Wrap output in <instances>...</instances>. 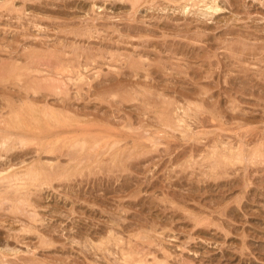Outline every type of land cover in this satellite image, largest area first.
Returning <instances> with one entry per match:
<instances>
[{"label":"rangeland","instance_id":"1","mask_svg":"<svg viewBox=\"0 0 264 264\" xmlns=\"http://www.w3.org/2000/svg\"><path fill=\"white\" fill-rule=\"evenodd\" d=\"M8 1L0 0V88L5 89L3 84L9 83L5 85L14 92L19 89L14 86L27 83L25 66L31 62L34 71H28L27 77L36 75L43 81L46 75L51 76L56 90L59 86L56 92L52 78H47L55 94L64 86H68L64 92L72 87L66 92L76 101L75 108L80 105V113L70 110L67 114L80 118L67 126L94 125L92 140L96 139L94 134L99 136L96 140L102 134L106 137L98 144L91 142L78 149L71 148V143L62 147L59 142L57 153L39 155L37 143L46 139L49 146L56 139H47L48 133L58 132L61 126L53 121H35L29 124L30 132L24 130L32 138L25 146L27 154H19L20 150L12 155L1 152V161H7L17 171L31 164L51 162L58 163L55 170L65 165L68 173L53 181L42 177L32 182V203L25 202L20 190L15 192L21 195L15 196L13 188L10 192L0 184V191H6L0 194V263L119 264L123 262L121 249L131 251L134 246L137 249L133 247L132 251L146 253L142 254L145 264H163L166 257L169 264H264V0ZM209 3L218 9H206ZM27 35L30 37H24ZM59 56L68 59L61 57V61ZM70 59L75 69L69 67L68 72L63 65L61 70L58 68ZM134 60L139 66L136 72L129 65ZM12 65L19 66L16 72L25 71L24 75L19 71L22 77L19 72L12 76L11 70H5ZM77 68L88 80L95 77L94 85L101 76L102 80L103 76L116 78V82L104 80L100 87L105 89L111 84L109 91L120 92L108 95L107 91V99L103 96L99 101L103 97L92 94L93 88L87 90V84L81 89L72 85ZM2 77L9 82L1 84ZM56 79L64 83L62 89ZM47 81L44 79V85ZM241 87L245 88L242 93ZM204 88L208 89L206 95L201 93ZM180 90L185 93L183 97ZM66 92L61 93L62 97L67 96ZM1 95L12 99L16 96L3 91L0 98ZM59 96L49 98L56 109H61L53 103L61 101ZM77 97L80 99L75 100ZM82 97L86 98L79 101ZM84 103H91L88 111ZM187 106L191 107L189 115L183 113ZM84 110L86 113H81ZM101 129L106 131L101 133ZM67 135L71 136H64ZM261 138L263 141L258 140ZM240 149L246 157L230 162L227 157ZM13 155L17 157L12 159ZM77 161L80 166L74 165ZM112 234L119 236L124 245L110 242Z\"/></svg>","mask_w":264,"mask_h":264},{"label":"bare ground","instance_id":"2","mask_svg":"<svg viewBox=\"0 0 264 264\" xmlns=\"http://www.w3.org/2000/svg\"><path fill=\"white\" fill-rule=\"evenodd\" d=\"M11 2L13 1V3H14V0H10ZM10 1H8V3L10 2ZM48 1H50V0H48ZM52 1V0H51ZM108 1V0H107ZM117 1V0H116ZM123 1V0H122ZM177 0H175V2H176ZM180 1H182V0H180ZM204 1V0H203ZM28 2V1H27ZM30 2V1H29ZM32 2V1H31ZM46 2V1H45ZM64 2V1H63ZM94 2V1H93ZM108 2H111L110 0L108 1ZM120 2V1H119ZM123 2H125V1H123ZM137 2H139V0H137ZM168 2V1H167ZM175 2H173V3H175ZM177 2H179V0L177 1ZM183 2V1H182ZM187 2H189V1H187ZM197 2V1H196ZM198 2H199V0H198ZM202 2V1H201ZM207 2V1H206ZM215 2V1H214ZM33 3V2H32ZM115 3V2H114ZM113 3V4H114ZM128 3V2H127ZM181 3V2H180ZM185 3V2H184ZM195 3V2H194ZM213 3V2H212ZM216 3V2H215ZM7 4V3H6ZM69 4V3H68ZM93 4V3H92ZM131 4V3H130ZM135 4H137L136 2H135ZM175 4H177V3H175ZM186 4H188V3H186ZM193 4V3H192ZM195 4H197V3H195ZM201 4H203V3H201ZM206 4V3H205ZM210 4V3H209ZM5 5V4H4ZM28 5V4H27ZM191 5V4H190ZM190 5H188V6H190ZM194 5V4H193ZM197 5H199V3L197 4ZM214 5V4H213ZM213 5H211L210 4V6H208V5H205V7H206V9H208L209 8V10H217L218 9V7L217 6H213ZM21 6V5H20ZM24 6V5H23ZM30 6V5H29ZM42 6V5H41ZM49 6V5H48ZM95 6V5H94ZM188 6H187V9H188ZM203 6V5H202ZM32 7H33V5H32ZM181 7H183V6H181ZM186 7V6H185ZM194 6H192L191 8H193ZM201 7V6H200ZM35 8V7H34ZM190 8V7H189ZM40 9H42L43 11H45V9H43V8H40ZM98 9V8H97ZM133 9V8H132ZM186 9V10H187ZM223 9V8H222ZM19 10V9H18ZM17 10V11H18ZM99 10V9H98ZM185 10V9H184ZM194 10V9H193ZM192 10V11H193ZM102 11V10H101ZM210 11V12H211ZM100 12V11H99ZM194 12V11H193ZM214 12V11H213ZM26 13V12H25ZM24 13V14H25ZM88 13V12H87ZM94 13V12H93ZM107 13V12H106ZM188 13V12H187ZM202 13V12H201ZM217 13V12H216ZM21 14V13H20ZM30 14V13H29ZM1 15V14H0ZM2 15H3V13H2ZM27 15V14H26ZM25 15V16H26ZM203 15H207V14H203ZM202 15V16H203ZM16 16V15H15ZM103 16V15H102ZM101 16V17H102ZM213 16V15H212ZM1 17V16H0ZM96 17V16H95ZM29 18H30V16H29ZM33 18V17H32ZM204 18V17H203ZM205 18H208V17H205ZM211 18V17H210ZM24 19V18H23ZM86 19V18H85ZM21 20V19H20ZM27 20V19H26ZM31 20H33V19H31ZM77 20V19H76ZM84 20V19H83ZM17 21V20H16ZM23 21H25V20H23ZM28 21V20H27ZM37 21V20H36ZM35 21V22H36ZM51 21H52V19H51ZM73 22V21H72ZM24 23V22H23ZM31 23V22H30ZM55 23H57V22H55ZM74 23V22H73ZM18 24V23H17ZM36 24H38V23H36ZM59 24V23H58ZM126 25V24H125ZM33 26V25H32ZM35 26V25H34ZM37 26V25H36ZM38 26H39V24H38ZM42 27V26H41ZM122 27V26H121ZM140 27V26H139ZM129 28H130V26H129ZM142 28V27H141ZM132 29H134V30H136L135 29V27L134 28H132ZM32 31V30H31ZM43 31V30H42ZM230 31V30H229ZM30 32V31H29ZM69 32V31H68ZM79 32V31H78ZM85 32V31H84ZM232 32V31H231ZM71 33H73V32H71ZM80 34H81V32H79ZM87 33V32H86ZM150 33H152V32H150ZM66 34V33H65ZM73 34H75V33H73ZM78 34V33H77ZM79 34V35H80ZM90 34V33H89ZM151 35V34H150ZM29 35H27V36H24V37H28ZM81 36V35H80ZM84 36V35H83ZM110 36V35H109ZM30 37V36H29ZM79 37V36H78ZM88 37V36H87ZM34 38V37H33ZM97 38V37H96ZM123 38V37H122ZM143 38H145V37H143ZM147 38V37H146ZM61 40V39H60ZM127 40H128V37H127ZM138 40H141V38H139ZM74 41H75V39H74ZM15 42V41H14ZM27 42V41H26ZM60 42V41H59ZM30 43H32V42H30ZM114 43V42H113ZM3 44V43H2ZM87 44V43H86ZM116 44H117V41H116ZM125 44V43H124ZM145 44H147V43H145ZM11 45V44H10ZM79 45V44H78ZM102 45V44H101ZM118 45V44H117ZM1 46V45H0ZM17 46V45H16ZM75 46H77V45H75ZM24 47V46H23ZM27 47V46H26ZM137 47V46H136ZM145 47V46H144ZM166 47V46H165ZM164 47V48H165ZM167 48V47H166ZM170 48V47H169ZM4 49V48H3ZM59 49V48H58ZM66 49V48H65ZM72 49V48H71ZM101 49V48H100ZM112 49V48H111ZM148 49V48H147ZM237 49V48H236ZM25 50V49H24ZM23 50V51H24ZM74 50V49H73ZM78 50V49H77ZM92 50V49H91ZM166 50V49H165ZM194 50V49H193ZM244 50V49H243ZM252 50V49H251ZM22 51V50H21ZM59 51H61L60 49H59ZM75 52H76V50H74ZM85 51V50H84ZM153 51V50H152ZM240 51V50H239ZM87 52V51H86ZM116 52V51H115ZM149 52V51H148ZM241 52V51H240ZM244 51H242V53H243ZM32 53V52H31ZM30 53V54H31ZM43 53V52H42ZM48 53V52H47ZM53 53V52H52ZM51 53V54H52ZM57 53V52H56ZM56 53H54V56H55V54ZM81 53V52H80ZM79 53V54H80ZM85 53V52H84ZM128 53V52H127ZM139 53V52H138ZM6 54V53H5ZM8 54H10V53H8ZM20 54H22V53H20ZM29 54V55H30ZM36 54V53H35ZM39 54H41V53H39ZM34 55V54H33ZM74 55H75V53H74ZM87 55V54H86ZM90 54H88V56H89ZM93 55V54H92ZM31 57H32V55H30ZM47 56V55H46ZM73 56V55H72ZM84 56V55H83ZM95 56V55H94ZM125 56V55H124ZM123 56V57H124ZM127 56V55H126ZM8 57H11V55L9 56L8 55ZM30 57V58H31ZM36 57V55L34 56V58ZM40 57V56H39ZM56 57V56H55ZM55 57H54V59H55ZM62 57V56H61ZM61 57L59 56V58H58V60H61L62 61V59H61ZM86 57V56H85ZM113 57H115V56H113ZM119 57V56H118ZM232 57V56H231ZM29 58V57H28ZM63 58V57H62ZM69 58H70V56H69ZM95 58H96V56H95ZM99 58V57H98ZM102 58H104L103 56H102ZM112 58V57H111ZM125 58V57H124ZM131 58V57H130ZM134 58V57H133ZM141 58V57H140ZM3 59V58H2ZM10 59V58H9ZM14 59V58H13ZM36 59V58H35ZM34 59V60H35ZM38 59V58H37ZM50 58L48 57V59L47 60H49ZM66 59V60H65ZM67 59L68 58H63V60H65V61H67ZM77 59H79V58H77ZM83 59H85V58H83ZM87 59H88V57H87ZM89 59H92L91 57L89 58ZM114 59V58H113ZM126 59V58H125ZM235 59V58H234ZM11 61H12V58L10 59ZM33 60V61H34ZM75 59H73V61H74ZM124 60V59H123ZM133 60V59H132ZM131 60V61H132ZM136 60H138V57L136 58ZM159 60V59H158ZM25 61V60H24ZM28 61H30L29 59H28ZM27 61V62H28ZM37 61V60H36ZM54 61V60H53ZM60 61V62H61ZM68 61H70L71 62V64H70V62L69 63H60L59 64V67L58 68H62V65L65 67V71L66 70H68V72H71L70 71V69H71V67H72V69H75L74 67H75V64H74V62H72L71 61V59L70 60H68ZM90 61V60H89ZM94 61V60H93ZM128 61H129V59H128ZM2 62V61H1ZM3 62H6V61H3ZM75 62H77L76 60H75ZM97 62V61H96ZM137 62V61H136ZM148 62V61H147ZM154 62V61H153ZM156 62V61H155ZM163 62V61H162ZM165 62V61H164ZM29 63H31V62H29ZM29 63H27L28 65L27 66H25V68L30 72V70H33L34 68L31 66V65H29ZM33 63H35V62H33ZM39 63V62H38ZM89 63V62H88ZM125 63V62H124ZM167 63V62H166ZM3 64V63H2ZM11 64V63H10ZM36 64V63H35ZM53 64V63H52ZM77 64V63H76ZM81 65H82V62L80 63ZM92 64H93V62H92ZM91 64V65H92ZM99 64V63H98ZM105 64V63H104ZM7 65V64H6ZM61 65V66H60ZM86 64H84V66H85ZM129 65L133 68V71H135L136 69H138L139 68V66L137 65V63H135V60H134V62H130L129 63ZM139 65H141V64H139ZM153 65H155V64H153ZM31 66V67H30ZM37 66V65H36ZM38 66H40V65H38ZM44 66V65H43ZM56 66V65H55ZM111 66V65H110ZM146 66H147V64H146ZM149 66V65H148ZM155 66H157V64L155 65ZM162 66V65H161ZM19 66H14L13 67V65H12V67H7L5 70H7V71H9L10 72V70L13 72L12 73V76H14L13 74H17V72H19V71H21V70H18L17 72H16V70H17V68H18ZM42 67V66H41ZM49 67V66H48ZM47 67V68H48ZM57 67V66H56ZM69 67H70V69H69ZM101 67V66H100ZM120 67V66H119ZM142 67V66H141ZM144 67V66H143ZM164 67H166V66H164ZM22 68V67H21ZM20 68V69H21ZM61 68H60V70H61ZM78 68H79V66H78ZM78 68L76 69V70H78ZM81 68V67H80ZM98 68V67H97ZM121 68V67H120ZM150 68V67H149ZM160 68V67H159ZM19 69V68H18ZM24 69V68H23ZM26 69H24V70H26ZM102 69V68H101ZM100 69V70H101ZM40 70H41V68H40ZM52 70V69H51ZM59 70V71H60ZM64 70L62 71V72H64ZM80 70V69H79ZM76 71L75 72V74L73 73V75H72V77H74V75L75 76H77V78H76V82H72V85L73 86H76V88H82V87H84V85H88L89 87H87L88 89L87 90H91V88H93V89H95V92L93 93L92 91V94H94V95H96L97 96V98H99V96L101 95L102 97L103 96H105V93H107V91H109L110 90V88L112 87H110V85H108V87H106L105 89L103 88V87H100L102 84H103V81L104 80H108V81H110L111 82V80L113 81H115V79L116 78H114V79H112V78H106V77H110V76H103L104 78V80H102L101 78H102V76H101V78L99 79L100 81H97L96 82V85H94L93 84V81H94V79H95V77H94V79L91 81L90 79V81L88 80V78H87V76L85 75V74H81V72L80 71ZM140 70V69H139ZM150 69H148L147 71H149ZM178 70V69H177ZM28 71L26 72L27 74H28ZM34 71V70H33ZM39 70H36V72H38ZM146 71V72H147ZM151 71V70H150ZM246 71V70H245ZM15 72V73H14ZM22 72V73H21ZM21 72H19V75H20V77H22L21 76V74L22 75H24L23 73H25V71L23 72V71H21ZM42 72V70L41 71H39V73H41ZM61 72V71H60ZM78 72V73H77ZM98 72V71H97ZM100 72V71H99ZM114 72V71H113ZM136 72V71H135ZM140 72V71H139ZM138 72V73H139ZM154 72H156V71H154ZM240 72V71H239ZM246 72H248V71H246ZM245 72V73H246ZM21 73V74H20ZM65 73V72H64ZM85 73V72H84ZM106 73H108V72H106ZM156 73H158V72H156ZM179 73V72H178ZM177 73V74H178ZM185 73V72H184ZM244 73V72H243ZM2 74V73H1ZM7 74H8V72H7ZM11 74V73H10ZM10 74H8L9 75V77H10ZM27 74H25V76H26V79H27V83H25L24 85H22L21 84V86H19L18 84V86H14V88L15 87H19V89L18 90H15L14 92H12L11 90H10V92H9V87H7L5 84H9V83H5V80L6 81H8V79H3V77L1 78V79H3V81L1 82V84H3V82L5 83V84H3L4 85V87H5V89H2V88H0V92H2L3 91V94H14V95H16V96H14L13 97V99L12 98H9V97H5L4 95L2 96L1 95V102H3L2 104L0 103V184H2L3 186H4V184L7 186V189L5 188V190H7L8 191V189H10V192H11V189H12V191H14L15 192V190H20L21 192H23L22 194H23V196H24V200H25V202H28V203H32L31 201H29V197L32 195V190H31V186L33 185V183L32 182H36L37 181V179L38 178H45L46 179V181H53V179L55 178V179H57L58 177H60V176H62V175H64L65 174V172H66V169L67 168H64V166H57V169L55 170V168H56V165L58 164V163H56V165L54 164H51V162L50 163H37V164H31L30 166H26L25 168H23L24 170H19V171H17V168L15 169V168H13V165H8V162L6 161L7 160V158H6V156L8 155V153H10L9 155H12V154H14L15 152L14 151H17V150H20L19 152H21V153H19V154H27L28 153V151L29 150H26L25 149V146H28L31 142H32V138L30 139V137H29V135H28V133H25V132H30L31 130H30V126H29V124H30V122H39V123H46L47 121H53L54 123L53 124H55V125H57V126H61L60 128V130H58V132H54V133H48V137H47V139H49V136H51L50 138H54V139H56L53 143H50V145L48 146V144L46 143V139L44 140L45 141V143H44V141H42V142H40V143H37L38 144V146H39V148L38 149H36V150H38V154L39 155H41L42 153H53V152H56L57 153V148L59 147L58 145H57V143H59V142H61V144H62V147H64L65 145H68V144H70V146H71V148H74V147H77V149L78 148H80V147H82L83 148V146H88L89 145V143H91V142H94V143H97V142H100L101 141V138L104 136L103 134H102V136L100 135V139L99 140H96V139H98L99 138V136H98V138H97V135L96 134H94V136H96V139L95 140H92L93 139V136L91 135V132L94 130V125L93 126H91V125H89V127L87 126V125H81L80 123V125L79 126H70V127H68L67 125H68V123L70 124L71 122L73 123V120H75V121H77V120H79V119H77L76 120V118L78 117V118H80V115L79 116H75V115H72V113L70 114V115H68L67 113L69 112H72L73 111V113L75 112V113H80V111H79V106L80 105H77V108H75V105H76V101H73L72 100V98L68 95V93L70 94V92H66V91H69V90H71L72 89V87H71V89L70 88H68V89H66V93H67V96H69V97H67L66 96V94L64 95V97H62V95H61V93H65L64 92V90H65V88H67L66 86H64L63 88L64 89H62L61 88V84L63 83L62 81V83H60L57 79V84H59L60 85V88L62 89V90H59V92L57 93V94H55V92H54V89H52V87H51V82H52V86H53V88H55V90H56V81H54L55 79H53L51 76H49V77H46L45 76V78L44 79H46V81H47V78H52V81L50 80V79H48V80H50L51 82H49V81H47V82H49L48 84H49V87H51V89H52V92L53 93H50V91L49 90H51L49 87H45V85L47 84V82H45L46 84L44 85V83H43V81H44V79H43V81H40V80H42V79H40V77H39V79L40 80H37L36 79V75L35 76H31V77H27L28 75ZM46 74V73H45ZM60 74V73H59ZM118 74V73H117ZM129 74H131V73H129ZM132 74H134V73H132ZM141 74V73H140ZM149 74H151L150 72H149ZM148 74V75H149ZM7 75V76H8ZM31 75V74H30ZM120 74H118L117 76H119ZM122 75V74H121ZM125 75H127L126 73H125ZM135 75V77L137 76V73H135L134 74ZM143 75V74H142ZM142 75H141V77H142ZM147 75V76H148ZM181 75V74H180ZM179 75V76H180ZM246 75V74H245ZM244 75V76H245ZM248 75V74H247ZM5 76V75H4ZM11 76V77H12ZM54 76V75H53ZM63 76V75H62ZM113 76H115V75H113ZM8 77V78H9ZM19 77V76H18ZM33 77V81H30L29 80V78H32ZM35 77V78H34ZM42 78H43V75L41 76ZM64 77V76H63ZM71 77V76H70ZM69 77V78H70ZM90 77V76H89ZM112 77V76H111ZM124 77V76H123ZM128 77V76H127ZM131 77V76H130ZM134 77V78H135ZM140 77V78H141ZM153 77V76H152ZM209 77V76H208ZM212 77V76H211ZM247 77V76H246ZM75 78H74V80H75ZM119 78V77H118ZM132 78V77H131ZM138 78V77H137ZM18 78H16L15 80H17ZM23 81H24V76H23V78H21ZM36 79V80H35ZM60 79V78H59ZM68 79V78H67ZM127 79V78H126ZM186 79V78H185ZM10 80H12V79H10ZM14 80V79H13ZM19 80H20V78H19ZM22 80L20 81V82H22ZM62 80V79H61ZM69 80H73V78H70ZM96 80H98V79H96ZM132 80H133V78H132ZM135 80H137V79H135ZM247 80V79H246ZM1 81V80H0ZM54 81V82H53ZM128 81V80H127ZM126 81V82H127ZM138 81V80H137ZM179 81V80H178ZM9 82V81H8ZM18 81H16V83H17ZM20 82H18V83H20ZM31 82V83H30ZM116 82V81H115ZM119 82V81H118ZM117 82V83H118ZM130 83L132 82H134V81H129ZM153 82V81H152ZM175 82V81H174ZM11 83H13V82H11ZM15 83V82H14ZM13 83V84H14ZM95 83V82H94ZM143 83V82H142ZM145 83V82H144ZM197 83V82H196ZM243 83V82H242ZM64 84V83H63ZM69 84H71V83H69ZM107 84H109V82L107 83ZM149 84V83H148ZM147 84V85H148ZM151 84H153V83H151ZM150 84V85H151ZM54 85H55V87H54ZM65 85H66V83H65ZM115 85V84H114ZM131 85V84H130ZM137 85V84H136ZM145 85V84H144ZM192 85V84H191ZM195 84H193V86H194ZM196 85H198V84H196ZM247 85V84H246ZM11 87L13 86V85H10ZM129 86V85H128ZM139 86V85H138ZM171 86V85H170ZM189 86V85H188ZM251 86V85H250ZM59 87V86H58ZM58 87H57V90H56V92L58 91ZM98 87V89H96ZM116 87V86H115ZM119 87V86H118ZM118 87H116L115 89H118ZM132 87V86H131ZM133 87H135V86H133ZM196 87V86H195ZM13 88V89H14ZM99 88H103L102 90H99ZM136 88V87H135ZM165 88V87H164ZM175 88H177V87H175ZM244 88V87H243ZM251 88V87H250ZM249 88V89H250ZM254 88V87H253ZM12 89V90H13ZM92 89V90H93ZM112 89V88H111ZM115 89H113V90H115ZM140 89H142V88H140ZM149 89V88H148ZM153 89V88H152ZM168 89H171V88H168ZM203 89V88H202ZM201 89V90H202ZM206 88H204V90H202L203 92H201V93H203V95H206L207 93H208V89L207 90H205ZM233 89V88H232ZM241 89H242V87H241ZM240 89V93H242L241 91H244V89H242L241 90ZM83 90H84V88H83ZM97 90V91H96ZM131 90V89H130ZM129 90V91H130ZM138 90V89H137ZM155 90V89H154ZM179 90V89H178ZM200 90V91H201ZM61 91V92H60ZM72 91V90H71ZM81 91V90H80ZM79 91V92H80ZM89 91H87V95H86V97L88 98L90 95V93H89ZM116 92L117 91H119V90H115ZM115 91H109V93H107L108 95H111L112 93H115ZM127 91H128V89H127ZM171 91V90H170ZM174 91V90H173ZM176 92L175 93H177V89L175 90ZM180 91H182V94H181V96L183 97V90H180ZM184 91H186L185 89H184ZM188 91H190V90H188ZM196 91V90H195ZM194 91V92H195ZM199 91V92H200ZM227 91H228V89H227ZM237 91V90H236ZM249 91V90H248ZM120 92V91H119ZM150 92H151V90H150ZM156 92V91H155ZM179 92V91H178ZM192 92V91H191ZM198 92V91H197ZM196 92V93H197ZM226 92V91H225ZM228 92H230V91H228ZM262 92V91H261ZM123 93V92H122ZM181 93V92H180ZM179 93V94H180ZM60 94V96H59V98L61 97V101L58 103L57 101L55 102H53V103H55L54 105H58L61 109H56V107L55 106H52V104L50 103V101L51 100H49V98H51V96H58ZM75 95H76V93H74ZM83 94V93H82ZM115 94H117V93H115ZM114 94V95H115ZM131 94V93H130ZM147 94H149V93H147ZM146 94V95H147ZM185 94V93H184ZM189 94V93H188ZM89 95V96H88ZM125 95V94H124ZM123 95V96H124ZM128 95V94H127ZM140 95V94H139ZM120 96V95H119ZM128 96H131V95H128ZM127 96V97H128ZM180 96V97H181ZM186 96H187V94H186ZM193 96V97H192ZM192 96H190V97H192L193 99L195 98L194 97V94L192 93ZM196 96H197V94H196ZM86 97H82L81 98V100H79V101H83L82 99L83 98H86ZM112 97V96H111ZM126 97V96H125ZM134 97V96H133ZM161 97V96H160ZM164 97V96H163ZM179 97V98H180ZM189 97V98H190ZM198 97V96H197ZM200 97V96H199ZM59 98H57V99H59ZM79 97H77L75 100H77ZM105 98H106V96H105ZM144 98H146V97H144ZM156 98V97H155ZM159 98V97H158ZM201 98V97H200ZM229 98V97H228ZM80 99V98H79ZM103 99H104V97L103 98H100V100L99 101H103ZM107 99V98H106ZM105 99V100H106ZM126 100L128 99V100H130V98H125ZM132 99H134V98H132L131 97V100ZM141 99V98H140ZM148 99V98H147ZM151 99V98H150ZM149 99V100H150ZM197 99V98H196ZM209 99V98H208ZM229 99H232L231 97L229 98ZM242 99V98H241ZM14 100H15V102L16 101H18V103L16 104L15 102H14ZM97 100V99H96ZM111 100V99H110ZM119 100H121L122 101V99H119ZM173 100V99H172ZM185 100H188L189 101V99L187 98V99H185ZM78 101V102H79ZM115 101V100H114ZM143 101V100H142ZM151 101V100H150ZM150 101H148V102H150ZM161 101V100H160ZM229 101V100H228ZM232 101V100H231ZM234 101L235 100H233L232 102L234 103ZM90 102V101H89ZM107 102H109V101H106V103ZM110 102H112V101H110ZM110 102H109V104H110ZM141 102V101H140ZM162 102V101H161ZM186 102V101H185ZM190 102V101H189ZM206 102V101H205ZM204 102V103H205ZM128 103V102H127ZM192 103V102H191ZM156 104V103H155ZM174 104H176L175 102H174ZM173 104V105H174ZM187 104H188V102H187ZM258 104H260V103H258ZM83 105V107H84V105H85V110H86V108H88L90 105H91V103H87V105L84 103V104H82ZM112 105V104H111ZM118 105H119V103H118ZM264 105V104H263ZM101 106V105H100ZM146 106V105H145ZM179 106V105H178ZM178 106H176V107H178ZM181 106V105H180ZM180 106H179V108H180ZM196 107H198L197 105H195ZM234 106V105H233ZM95 107V106H94ZM113 107H114V105H113ZM150 107V106H149ZM172 107V106H171ZM190 106H187L186 108L185 107H183V110H184V114L185 115H189L188 113H189V108ZM91 108V107H90ZM102 108V106L99 108V109H101ZM122 108V107H121ZM98 109V108H97ZM177 109V108H176ZM175 109V110H176ZM190 109H191V107H190ZM4 110H7V112H4ZM70 110H72V111H70ZM81 110V109H80ZM85 110L83 111V112H81V113H84L85 112ZM89 109H87L86 111H88ZM118 110V109H117ZM262 110V109H261ZM68 111V112H67ZM82 111V110H81ZM177 111V110H176ZM86 113V112H85ZM84 113V114H85ZM101 113H103V112H101ZM247 113V112H246ZM113 114V113H112ZM176 114V113H175ZM264 115V114H263ZM119 116V115H118ZM244 117V116H243ZM125 118V117H124ZM112 119V118H111ZM171 119V118H170ZM177 119V118H176ZM179 119V118H178ZM181 119V118H180ZM179 119V121H182V120H180ZM184 119V118H183ZM69 120H70V122H69ZM81 120V119H80ZM91 120V119H90ZM107 120V119H106ZM185 120V119H184ZM84 121V120H83ZM183 122V121H182ZM175 123V122H174ZM47 124V123H46ZM78 124V123H77ZM38 125V124H37ZM49 125V124H48ZM48 125H46V127L48 126ZM128 125V124H127ZM173 125V124H172ZM188 125V124H187ZM34 126H35V124H34ZM91 126V127H90ZM14 127H16L17 129H16V131L14 130ZM42 127V126H41ZM67 127V128H66ZM88 127V128H87ZM62 128H64V129H62ZM19 129H23L21 132H19ZM51 129V128H50ZM130 129V128H129ZM187 129V128H186ZM14 130V131H13ZM24 130H25V132H24ZM30 130V131H29ZM96 131L94 132V133H96V132H98V128L97 129H95ZM183 130V129H182ZM34 131V130H33ZM100 131V130H99ZM102 131H106V130H102L101 129V133H103ZM115 131H116V129H115ZM80 132V134H83V135H78V134H75V133H79ZM24 133V134H23ZM74 133V134H73ZM100 133V132H99ZM100 133V134H101ZM104 133H106V132H104ZM65 134H70L71 136H69V135H67V136H64ZM98 134V133H97ZM109 134V133H108ZM106 135V134H105ZM194 135H195V133H194ZM198 135H199V133H198ZM263 135V134H262ZM42 136H45V135H42ZM64 136V137H63ZM196 136H197V134H196ZM257 136V135H256ZM264 136V135H263ZM106 136H104V138H105ZM108 137H110V136H108ZM148 137V136H147ZM194 137V136H193ZM248 137V136H247ZM46 138V137H45ZM155 138V137H154ZM153 138V139H154ZM258 138V137H257ZM256 138V139H257ZM260 138V137H259ZM264 138V137H263ZM43 139V137L42 138H40V140H42ZM49 140H51V139H49ZM62 140V141H61ZM66 140H69V141H66ZM104 140V142H105V140L106 139H102V141ZM258 140H262L263 141V139L261 138V139H258ZM257 140V141H258ZM34 141V140H33ZM243 141V140H242ZM249 142V141H248ZM252 142H253V140H252ZM250 143V142H249ZM248 143V144H249ZM256 143V142H255ZM98 144V143H97ZM242 144H244V142L242 143ZM245 144H247V143H245ZM247 144V145H248ZM239 145H241V144H239ZM90 146V145H89ZM100 146V145H99ZM104 146H106V144H104ZM242 146V145H241ZM244 146V145H243ZM51 147V148H50ZM61 147V145H60V148H62ZM244 147H246V146H244ZM257 147V146H256ZM70 148V149H71ZM99 148V147H98ZM25 149V150H24ZM70 149L68 150V151H70ZM222 149H223V147H222ZM231 149H232V147H231ZM257 149V148H256ZM229 150H230V148H229ZM229 150H228V152H229ZM254 150V149H253ZM3 151H6V153H7V155L4 157V160L6 161V162H3V161H1V159L3 158V154L1 153V152H3ZM101 151V150H100ZM236 151V150H235ZM244 151V150H243ZM249 151V150H248ZM223 152V151H222ZM226 152V151H225ZM234 152V151H233ZM12 153V154H11ZM58 153H60V152H58ZM63 153V152H62ZM216 153V152H215ZM231 153H232V151H231ZM246 153V152H245ZM248 154H251V152H247ZM17 154V153H16ZM66 154V153H65ZM76 157L79 155L80 156V154H78V153H73ZM76 154H78V155H76ZM257 154V151H255L253 154H252V156L254 155V157H255V155ZM63 155V154H62ZM70 155H72V153L70 152L69 153V156ZM99 155V154H98ZM247 155V154H246ZM14 156H16V155H13V156H11L12 157V159L14 158ZM65 156V155H64ZM63 156V157H64ZM94 156V155H93ZM9 157V156H8ZM17 157V156H16ZM20 157V156H19ZM70 157H72V156H70ZM243 157L245 158L246 156H245V154L243 155V153H242V151H241V149L239 150V152L237 151L236 153H233L232 155H229V157H227L228 159H229V161L231 162L232 160H238L239 162H240V160L242 161L243 160ZM263 157H264V155H263ZM69 158V157H68ZM86 158H88V157H86ZM227 158H225V159H227ZM70 159H72V158H70ZM264 159V158H263ZM261 160V161H264V160ZM73 160H78L77 158H75L74 157V159ZM72 160V161H73ZM81 160H83V159H81ZM218 160V159H217ZM252 160V159H251ZM10 161V160H9ZM223 162H224V160H222ZM255 161V163H253V161H252V163L255 165L256 164V162H257V160H254ZM35 162V161H34ZM48 162V161H47ZM80 162V161H79ZM83 162V161H82ZM228 162V161H227ZM233 162V161H232ZM259 162V161H258ZM70 163H71V161H70ZM219 163H222V162H219ZM225 163V162H224ZM229 163V162H228ZM234 163V162H233ZM243 163V162H242ZM260 163H262V162H260ZM226 164V163H225ZM75 166H80V163H78V161L74 164ZM262 165V164H261ZM55 166V167H54ZM108 166V165H107ZM78 168V167H77ZM246 172V171H245ZM66 173H68V172H66ZM80 176V175H79ZM65 178H66V176H65ZM84 178V177H83ZM89 178V177H88ZM61 179V178H60ZM61 180H59V182H60ZM100 181V180H99ZM43 182V181H42ZM85 182V181H84ZM41 183V182H40ZM32 184V185H31ZM38 183H36L35 185H37ZM253 184V183H252ZM34 185V186H35ZM254 185V184H253ZM1 186V185H0ZM250 186V185H249ZM37 190H38V188H36ZM4 190V189H3ZM4 190V191H5ZM41 190V189H40ZM2 191V190H1ZM0 191V194L1 193H5V192H1ZM9 192V193H10ZM16 193H18V192H15V196L17 195V196H19V195H21V193L19 192V194H16ZM38 193V192H37ZM36 193V194H37ZM7 194V193H6ZM12 194V193H11ZM31 194V195H30ZM34 194V193H33ZM22 196V197H23ZM6 197H8V196H6ZM4 199V198H3ZM6 199V198H5ZM1 201H2V199H0ZM15 200H16V198H15ZM19 200V199H18ZM23 203V202H22ZM35 205V204H34ZM32 208H33V206H32ZM39 208V207H38ZM35 211V210H34ZM104 213H105V211H104ZM108 214V213H107ZM113 216V215H112ZM119 217H117V219H118ZM116 219V218H115ZM123 220V219H122ZM118 221V220H117ZM140 221V220H139ZM131 224V223H130ZM108 225V224H107ZM155 225V224H154ZM105 227H107V226H105ZM109 227V226H108ZM112 227V226H111ZM111 229V228H110ZM116 232V231H115ZM113 235V234H112ZM116 235V234H115ZM115 235H113L110 239H109V241L110 242H116L117 241V243L118 242H122V240H121V238H118L119 236H117V237H115ZM102 243H104V242H102ZM117 243H116V245H117ZM124 242H122V245L119 243V245H121V246H123L124 244H123ZM128 243V242H127ZM130 243H128V245H129ZM126 245V244H125ZM115 246V245H114ZM131 246V245H130ZM133 246V245H132ZM159 246V245H158ZM101 246H98V248H100ZM128 247V246H127ZM134 247V246H133ZM133 247H131L132 249H134ZM162 247V246H161ZM120 248H122V247H120ZM128 248H130V247H128ZM128 248L126 249V250H128ZM164 247H162V249H163ZM125 249V248H124ZM123 248L121 249V252L120 253H122V257H120L121 258V260H123V262H124V264H145L146 263V261H145V258L142 256V254H146V253H138L137 252V250L136 251H132V249H131V251H125ZM135 249H137V248H135ZM151 249V248H150ZM101 250V249H100ZM109 250V249H108ZM119 250V249H118ZM138 250H140V248L138 249ZM110 251V250H109ZM148 251V250H147ZM163 251H165V250H163ZM115 252V251H114ZM113 254V253H112ZM119 254V253H118ZM141 255L142 257H138V255ZM151 254V253H150ZM169 254V253H168ZM117 255V254H116ZM139 255V256H140ZM4 256V255H3ZM119 256V255H118ZM166 256H168L167 255V253H165V257ZM170 256V255H169ZM5 257V256H4ZM171 257V256H170ZM147 258V257H146ZM173 258V257H172ZM117 259V258H116ZM119 259V258H118ZM154 259V258H153ZM114 260V259H113ZM165 260H166V262L165 263H163V264H169V260L167 261V257L165 258ZM1 261V260H0ZM5 260H3V262H4ZM120 261V260H119ZM164 261V260H163ZM3 262H1L2 264H5V263H3ZM6 262V261H5ZM115 262V261H114ZM113 262V263H114ZM123 262H121V263H123ZM0 263V264H1ZM121 263H119V264H121ZM160 262L158 261V264H159Z\"/></svg>","mask_w":264,"mask_h":264}]
</instances>
